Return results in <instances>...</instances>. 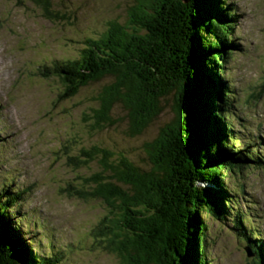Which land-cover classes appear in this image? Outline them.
Here are the masks:
<instances>
[{"label": "trees", "instance_id": "1", "mask_svg": "<svg viewBox=\"0 0 264 264\" xmlns=\"http://www.w3.org/2000/svg\"><path fill=\"white\" fill-rule=\"evenodd\" d=\"M34 2L50 17L49 0ZM227 7L224 0H135L125 23L108 22L97 38L84 40L76 57L39 68L43 78L60 83L59 100L107 81L92 98L90 128L114 125L118 106L131 138L144 133L173 94V118L142 144L144 166L94 145L67 156L76 169L99 166L84 180L90 185L81 196L107 208L100 228L120 264H209L207 221L226 217L263 264L262 241L249 240L240 215L229 216L233 204L224 185L226 172L235 178L261 163L251 151L257 154V146H232L240 138L228 122L223 72L234 47ZM22 193L0 189V264H60V257L39 254L32 240L16 233L20 221L11 222L9 213Z\"/></svg>", "mask_w": 264, "mask_h": 264}, {"label": "rangeland", "instance_id": "2", "mask_svg": "<svg viewBox=\"0 0 264 264\" xmlns=\"http://www.w3.org/2000/svg\"><path fill=\"white\" fill-rule=\"evenodd\" d=\"M224 1L234 25V47L223 71L230 88L228 122L234 137L240 138L232 146L241 149L251 143L261 160L235 178L226 172L224 185L233 204L229 216L240 215L242 227L251 233L249 240L262 241L257 245L264 249V0ZM49 3L51 15L45 18L34 0H0V189L24 191L9 219L20 221L16 233L32 240L39 254L60 257V264H120L107 249L100 228L107 208L100 200L81 196L90 185L84 180L99 166L93 162L76 169L67 156L94 145L144 166L142 144L173 118V94L162 101L161 114L138 137L127 135L118 106L112 112L114 125L91 129L92 98L107 81L59 100L60 83L43 78L39 68L76 57L84 40L97 38L108 22L125 23L135 0ZM207 225L209 264H261L254 253L247 257L252 249L237 236L228 217Z\"/></svg>", "mask_w": 264, "mask_h": 264}, {"label": "bare ground", "instance_id": "3", "mask_svg": "<svg viewBox=\"0 0 264 264\" xmlns=\"http://www.w3.org/2000/svg\"><path fill=\"white\" fill-rule=\"evenodd\" d=\"M257 136H258V135H257ZM10 192H13V191H10ZM23 194H24V191H23L22 195H23ZM235 200L237 201V199H235ZM17 203H19V202H17ZM235 203H236V202H235ZM244 240H245L246 242H248L247 239L244 238ZM248 245H249V242H248ZM250 246H252V243L250 244Z\"/></svg>", "mask_w": 264, "mask_h": 264}, {"label": "water", "instance_id": "4", "mask_svg": "<svg viewBox=\"0 0 264 264\" xmlns=\"http://www.w3.org/2000/svg\"><path fill=\"white\" fill-rule=\"evenodd\" d=\"M181 1L184 2V3L188 2V0H181ZM247 256H248V257L251 256L249 252H247Z\"/></svg>", "mask_w": 264, "mask_h": 264}]
</instances>
